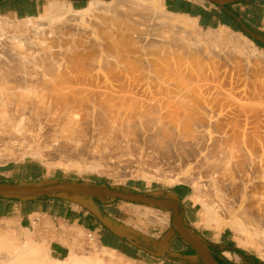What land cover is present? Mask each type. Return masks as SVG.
<instances>
[{"label":"bare ground","instance_id":"bare-ground-1","mask_svg":"<svg viewBox=\"0 0 264 264\" xmlns=\"http://www.w3.org/2000/svg\"><path fill=\"white\" fill-rule=\"evenodd\" d=\"M100 10L111 16L102 14L96 24L115 29L105 26L108 31L95 37V31L79 22ZM0 20L6 22L4 16ZM24 21L32 25L27 43L22 42L26 40L23 36L12 34L6 36L11 42H0V145H36L42 139L40 142L55 145L53 153L71 162L98 151H117L121 158L134 151L129 154H137L135 162L142 166L191 160L203 171L205 189L208 186L206 190L215 197L214 201L201 200L206 220L215 219L220 212L231 219L229 226L246 234L256 228L264 236V86H256L248 76L236 84L233 70L225 69L228 65L218 72L209 59L218 50L226 53L229 49L228 54L239 51L241 56H250L243 43L239 46L225 35L226 39L214 37L206 45L196 17L168 11L165 0H89L80 9L64 0H52L37 17L28 16ZM85 34L87 38L82 39ZM47 35L71 38L61 41L60 37L54 43L46 41ZM222 42L228 47L221 48ZM168 46L179 51L170 54V49L164 51ZM75 162L80 170L99 167L97 162L89 166ZM226 191L236 193H231V201ZM246 225L254 227L247 229ZM4 232L11 237L14 228L9 224ZM2 239L0 250L9 244H5L7 238ZM31 241H19L14 247L9 244L0 264H134L102 249L96 240L93 251L86 253L77 251L74 240L64 261H51L44 242L36 245ZM17 251L24 255L17 256Z\"/></svg>","mask_w":264,"mask_h":264},{"label":"crops","instance_id":"crops-1","mask_svg":"<svg viewBox=\"0 0 264 264\" xmlns=\"http://www.w3.org/2000/svg\"><path fill=\"white\" fill-rule=\"evenodd\" d=\"M176 2L182 4L184 1L177 0ZM216 8L217 10L211 16V20L214 22H219L217 18L224 13L231 16V14H236L235 12H263L258 25H252L251 17L244 19V25L248 28V32L262 34L259 37L253 35L254 41L264 46V0L233 3L220 8L216 6ZM18 10L20 8L15 6L9 11L17 13ZM0 12L4 11L1 9ZM197 18L199 21L202 19L201 16ZM57 177V174H51L50 171L45 170L34 161L23 162L13 168H0V183L4 184L47 185L68 182L57 179ZM123 192L135 193L132 191ZM157 193L158 197L148 196L174 201L178 206L183 227L208 247L218 264H264L258 256L251 252L235 249L232 239L226 232L217 235L213 233L207 238L204 234L196 231L199 203L194 200L192 191L187 185L177 184ZM46 223L50 226L46 227ZM9 224L14 228L13 236L16 235L17 238H15L19 239L21 243L24 244L28 240H32L31 242L40 245L41 242H44L48 248V258H53L51 261L54 259L55 261H64L69 256L70 247L60 239L67 236L64 233L65 230L74 229L85 233L87 237H92L102 249L113 252L116 257L127 262L206 264L200 252L173 229L170 210L118 199L73 195L31 199L0 196V239L5 235L7 238L5 244L9 243L12 247L18 246L19 241L16 243L17 240L15 241L12 234H10L12 238L7 237L9 234H4L5 227ZM25 233L28 235H24ZM2 234L4 235L1 236ZM21 243L19 246L23 245ZM5 249L0 250V261L6 256ZM15 253L18 256L22 252Z\"/></svg>","mask_w":264,"mask_h":264},{"label":"rangeland","instance_id":"rangeland-1","mask_svg":"<svg viewBox=\"0 0 264 264\" xmlns=\"http://www.w3.org/2000/svg\"><path fill=\"white\" fill-rule=\"evenodd\" d=\"M50 1H52V0H8V1L3 2V3L1 1L0 2V4H1L0 10L2 9V6L9 7V6H15L16 5V6H18L20 8L21 14H19V12L14 13V12H11L9 10L4 11V12H0V19H1L2 16H4V18L6 20V22H5L6 24L4 22H0L1 25H2L1 26L2 31L4 32V34L6 33L5 35L4 34H2V35L0 34V42H3V41L4 42L5 41L6 42H11L7 38L8 36H11V34H12V36L13 35H15V36L18 35L19 38L23 36L24 38L22 37V39H26V40H23L22 42L27 41L28 38L30 40V38L32 36V35H30V32L32 33V31H31L32 30V28H31L32 25H30L27 21L25 22L24 19L26 17H28V16L29 17H34V16L37 17L43 11L44 7L48 4V2H50ZM64 1L69 3L74 9H80L82 7H85L89 0H68V1L64 0ZM101 1H109V0H101ZM176 1L177 0H165V6H166L168 11H171L168 8V2H170L171 4H175ZM180 1H184V2H187V3L191 4L192 8H195V7L202 8V10H204L206 12H211L212 13V12L217 10L216 5H212V4L206 3L204 1H200V0H180ZM235 13H236V16L238 17V21H233L231 19V22H232L233 26H235V28L223 25V24H221L219 22H213V24L209 25V26H201L200 23H199L200 22L199 18L196 17L197 24H198V26H200V28H199L200 37L203 38L205 43L207 42L206 45L209 44L208 42L214 41L215 38L218 39V40L219 39L221 40V39H226V37H227V39H230L232 37L233 40H235L236 43L238 42L237 45H239V46L243 43L242 44L243 46L242 45L241 46L244 47L245 48L244 50L248 53V55H250V56H247L248 57L247 60H246L247 57H245L246 54H245V56H243V55L241 56L239 51H236V52L233 51V54H232V52L230 54H228L231 49H229L228 52L226 51V53H225L224 50H221V51L218 50V52L214 53V56H213V54L212 55L209 54V55H211L209 57V59H211L213 61V63L215 62L214 65L217 66L216 69L218 70V68H219L218 72H222L225 69L226 70L228 69V71H230V72L233 70L232 71V74H233L232 80H233V82H235V80H236V84H240L239 80L242 79L240 81H243V79L245 80L247 78V76H248L250 78V80L253 79V80H251V82L253 81V83L256 86H258V85L260 86L259 83H262V86H264V48H261V47L257 46L256 42L254 41V38L251 36V35L254 34L255 36L259 37V36H262V34L259 33V32H257V33H253V32L252 33H250V32L247 33L246 31H248V28L244 25L245 24V20L244 19H246L247 17H251L252 25H258L259 22H260V19L262 17V13L263 12H235ZM102 14L105 15V16L107 15V17L111 16L110 12H109V14H110L109 15L107 12H103L102 10H100L99 13H98V11H96L95 14H91V16L90 15L87 16L86 18H84V22L83 21L79 22V24L82 27H85V28H87L88 30H90L92 32L95 31L96 32V33L94 32L95 37L96 36L100 37V35L103 34L102 32H104V31L107 32L108 31V30H106L108 28L109 29L113 28V29H111V31H114L115 28L111 27V25L110 26L108 25L109 27L107 28V25H105V24H103V26H102L101 23L99 24L100 26L98 25V23L96 24V21L98 20V17L99 16H103ZM93 17H94V21H93ZM22 20H23V22H22ZM88 20H89V22H87ZM3 23H4V25H3ZM28 24H29V26H28ZM15 25H17V26H15ZM25 25H27V26H25ZM225 26L227 28H224ZM210 29H212L214 31V33H213V31L211 32L213 34V36H211V33L208 32ZM100 31H101L102 34L100 33ZM111 31H109V32H111ZM22 33H23V35H22ZM204 33L207 34V36H206L207 39H205V37H202V36H205ZM27 35H28V38H27ZM87 35L88 34L82 35L81 38L82 39H86ZM225 35H226V37H225ZM208 36H210V37L208 38ZM219 36H220V38H219ZM48 37H50V38H48ZM60 37L62 39H60ZM63 37L59 36V37L55 38V37H52L50 35H47V36H45V39H46V41L55 43L59 39L61 41L62 40L64 41V40H70V38H71L70 36H69V38L67 36H65L66 39H64ZM79 37L80 36H77L76 38L75 37L74 38L75 39H79ZM5 38H7V39H5ZM212 39H214V40H212ZM203 40H202V43H203L202 46L204 47L205 43L203 42ZM27 42H24V43H27ZM225 44H226V42H222L221 45H220L221 48H227L228 45L226 44V46H225ZM254 46H256L258 48L257 51L255 50V52L253 51V49H254L253 47ZM170 47L171 46L164 47V51H165V49H170V51H171L170 54L171 53L173 54V53H176V51H179L176 48L172 47L174 49L173 52H172V48H170ZM161 49L163 50V47ZM204 49H206V48H204ZM167 51L169 52V50H167ZM222 52L224 54H221ZM237 52H238V54H240V56L238 54H236ZM234 53H235V55H234ZM149 54L151 55L153 53H149ZM260 54H261V56H260ZM229 55H230V57H229ZM202 56H204V55H202ZM208 56H205L203 59L206 60L208 58ZM224 56H226V58ZM233 56H234L235 59H237L236 63H235V61H233ZM152 57H153V55H152ZM241 57H242V59H241ZM228 58H230L232 61H230V59H228ZM238 59H239L240 62H238ZM229 62H232L233 66L236 64L235 65L236 69H233L234 67L231 66L230 65L231 63H229ZM241 62H243V63H241ZM210 63H211V61H210ZM237 64L238 65L240 64V65L238 66ZM225 66L228 67V68H225ZM252 67H254V70H253ZM242 69L244 71H242ZM248 69H249L250 73L248 72ZM237 70H238V73H237ZM251 70H253L252 71V72H254L253 74H252ZM255 70H256V72H255ZM236 73H237V75H236ZM249 74H250V76H249ZM242 77H244V78H242ZM254 81L257 82V83H255ZM39 140L41 141L42 139H39ZM39 142H36V143H38L36 145H35V142H34V144H33V142H30L32 144H28V143L25 144V145L22 144L21 145L22 148H21L20 145L16 146L15 144L14 145H10V147H12V148H10L9 146L7 147V146H4V145H0V151H1L0 152V168H5V167L13 168V167L18 166L19 164H21L23 162L34 161V162H37L38 164H40L45 170L50 171L51 174H57V176H58L57 179H60L62 181H68V182L86 184V185L107 186V187H110V188H112L114 190L132 191V192H135V193H138V194L151 195V196H154V197H158L159 194L157 192H160L163 189H167V188H169L171 186H174V185H177V184L187 185L188 187H190L191 191L193 190L192 189L193 185H196V186H194V187H196V190L194 189L195 191L194 190H193L194 192L192 191V195L194 197V200L199 203V205H198L199 215H197V224L195 225L196 231L199 232V233L204 234L205 237H207V238L210 237L213 233L217 235V234H219L221 232H226L228 234L229 238L232 239V244H233L235 249L237 248L239 250H245V251L251 252L252 254L258 256V258L262 262H264V236H263V234H261L262 236L259 235L261 233V231L259 232L256 228H254L253 229L254 231L257 230L259 232L258 233L257 231H255V232L258 233L257 235H259V236H256L255 234H253V230H251L252 234H253V235H251V231L247 230V229L251 228L252 226L250 225V227H249L248 225H246L245 227L246 228L248 227L246 229L247 230V234L245 232L242 233L240 230L229 226L228 223H229V221L231 219H229L228 216H225V214L220 213V212H218L220 214V215L218 214L219 215L218 217H216L217 215H215V217L218 220L216 218L211 220V221H207L206 220V216H204V214H202L203 212H202V208H201V200L206 201V198H207V201H209V199H210V201H214L212 199L213 198L215 199V197H213V195L210 193L209 190H206V189L209 188L208 186H207L208 188L206 187V189H205L206 184L204 183L205 178H203V177H205L204 173H203V171H200V169H198L199 167L193 161H191V160L190 161H183V162H178L176 164H171V163H166V162H162V161L160 162L159 161L158 163H154L153 165L151 163L150 166L148 164H147V166H145V165L142 166L141 164H139V163L137 164L135 162L136 159H137V157H136L137 154H136V156L133 155V154H135L134 151H130L129 152V153L133 152V154H129L127 152L130 156L128 154L127 155L129 157H131L132 160H131V158L130 159L128 158L126 153H124V155H122V158H121V154L118 152L119 155H117V151H116V153H115V151L114 152L110 151L111 153L110 152L98 151V152H95L92 155V157H90V156H82V158L83 157H85V158L84 159L76 158L75 160H73V162H71L70 161L71 159L66 158L65 156L62 157L61 155H58V154H55V153L52 152L53 151L52 148L55 146L54 144L48 145V144H45L44 141H42V142H40V145H39ZM3 151H4V153H3ZM36 151H38V152L36 153ZM49 153H51V154H49ZM112 153H115V154H112ZM107 154H108V156H107ZM102 155H103V158H101ZM109 155H110V157H109ZM54 156H56V157H54ZM113 156H116L117 158L115 159V158H113ZM87 157H89V158H87ZM98 158H100V160ZM101 159L104 160V163H102L103 161ZM75 161H78L79 165L81 163L83 165V163H84L86 166L87 165L89 166L90 163L95 161L94 163H96V162L99 163V167L98 168L96 167L95 169L94 168H90V167H83L82 169H84V170H82V169L80 170L78 168L79 166L76 164ZM126 162L129 163V164H127ZM69 163H71V164H69ZM131 164H132V166H131ZM136 165H138V166H136ZM157 165H158V167H157ZM189 165L191 166V168H190ZM128 166H130V167H128ZM135 167H136V169H135ZM150 169H151V171H150ZM157 169L159 170V172L157 171ZM188 169L191 170V171L188 172ZM143 171H144L145 174L143 173ZM147 171H149V172H147ZM147 173H149V174H147ZM194 173H196V174H194ZM202 184H204L203 185L204 187L202 186ZM206 192H207V195H206ZM230 192L233 193V194H236V193H234L232 191H230ZM208 194H209V196H208ZM225 194L230 195L229 192H227V191H226ZM233 194L230 195V201H231V199L233 197ZM228 195H226V198H227ZM227 199L229 200V198H227ZM141 205H143V204H141ZM144 206H146V205H144ZM41 217H43V216H41ZM208 222H210V223H208ZM46 224H47L46 227L50 226L48 223H46ZM64 233H66L67 236L64 237V238H61L60 240L61 241L63 240L62 242L68 244V246L70 248H71L72 245H74V242L76 240H77L76 244L78 246H80V244H82L80 246L82 248L78 247L75 244L77 246V249H78L77 251L78 252L83 250V251H81V253L82 252L86 253V252L92 250L93 248H95V247H93V244H94L93 241H95V240L92 237H87V235L85 233L81 232V231H77V230L71 229V230H65ZM76 237L77 238L79 237V238L77 239ZM72 241H74V242H72ZM70 242L72 244H70ZM85 250H87V251H85ZM122 261L126 262L124 260H122ZM134 264H139V263H134Z\"/></svg>","mask_w":264,"mask_h":264},{"label":"water","instance_id":"water-1","mask_svg":"<svg viewBox=\"0 0 264 264\" xmlns=\"http://www.w3.org/2000/svg\"><path fill=\"white\" fill-rule=\"evenodd\" d=\"M206 3L224 7L233 3L252 0H200ZM249 33L248 31H246ZM253 38L254 36L251 35ZM73 195L89 198L118 199L126 202L167 209L172 212V227L178 235L200 252L206 264H218L212 257L208 247L182 225L178 206L169 199L154 198L148 195L114 190L106 186L86 185L73 182H57L47 185H20L0 183V196L14 198H38L44 196Z\"/></svg>","mask_w":264,"mask_h":264},{"label":"trees","instance_id":"trees-1","mask_svg":"<svg viewBox=\"0 0 264 264\" xmlns=\"http://www.w3.org/2000/svg\"><path fill=\"white\" fill-rule=\"evenodd\" d=\"M8 0H3V2H6ZM16 6V5H15ZM15 6H2V11H7L10 9H13ZM18 7V6H17ZM168 8L172 11V12H180V13H185V14H189L192 17H197V16H201L202 19L200 20V25L201 26H209L212 25L214 21L211 20V16H213V12H206L204 10H202L199 7H195L192 8L191 4L183 2L182 4H178V2H176L175 4H171L170 2H168ZM19 14H21V10H18ZM29 13V12H28ZM231 19L233 21H238V17L236 16V14H231V16H227V14H223L221 16H219L217 18V20L226 26L235 28V26H233ZM256 45L263 48L264 46L258 42H256ZM51 196H44L43 198H48Z\"/></svg>","mask_w":264,"mask_h":264}]
</instances>
